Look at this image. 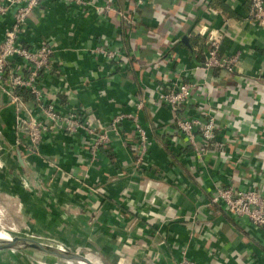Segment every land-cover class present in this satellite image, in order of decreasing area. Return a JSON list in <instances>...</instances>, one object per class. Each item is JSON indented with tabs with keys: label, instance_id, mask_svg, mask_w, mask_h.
<instances>
[{
	"label": "crops",
	"instance_id": "0c3cea01",
	"mask_svg": "<svg viewBox=\"0 0 264 264\" xmlns=\"http://www.w3.org/2000/svg\"><path fill=\"white\" fill-rule=\"evenodd\" d=\"M132 2L111 0L129 16ZM132 16L129 24L114 12L51 0L29 15L22 43L53 49L39 75L47 99L59 112L75 105L106 127L114 113L144 98L140 119L149 154L148 166L134 165L136 136L128 121L93 157L81 134L45 133L38 155L22 143L19 169L32 176L17 193L22 215L49 233L65 227L85 243L70 246L109 255L110 264H179L182 249L195 264H264V229L208 201L213 184L264 194V29L247 19V0H148ZM8 25L9 17H0V40ZM196 25L219 36L220 53H238L231 72L201 69L206 35ZM105 40L123 61L94 58L90 50ZM179 79L195 85L175 116L201 111L214 120L216 145L200 158L156 98L158 88L166 91ZM3 89L0 127H14L17 116Z\"/></svg>",
	"mask_w": 264,
	"mask_h": 264
},
{
	"label": "built area",
	"instance_id": "2783aa9c",
	"mask_svg": "<svg viewBox=\"0 0 264 264\" xmlns=\"http://www.w3.org/2000/svg\"><path fill=\"white\" fill-rule=\"evenodd\" d=\"M42 1L44 0H0V17H9V25L4 29L0 40V85L4 87L3 90L8 94L10 102L14 104L15 112H20L16 122L25 124L26 141L35 147L40 144L45 133L81 134L88 138L89 152L93 157L98 148L108 145L112 138L120 136L122 122L128 121L136 136L134 146L131 148L133 163L140 170L142 166H148L145 157L149 154V142L146 128L140 119L144 98L135 100L129 110L114 113L106 127H97V122L89 119L88 114L75 105L69 106L64 112H59L53 102L47 99L39 86V75L49 68L50 57L53 54L52 46L45 42L37 46H26L19 38V34L26 28L29 15ZM51 1H59L82 9L92 6L95 13L114 12L131 24L134 19L132 15L148 0H133L131 16L129 13L116 10L111 0H106L101 5H95L91 0ZM247 5L249 22L264 29V0H247ZM196 29L198 34L206 35L205 26L196 25ZM205 44L201 69L218 68L231 72L238 60V53H220L219 36H212L210 33L206 35ZM90 51L94 58L100 57L106 62L124 60L120 51L110 46L106 40L94 45ZM194 85L192 81L179 79L166 91L158 88L156 98L168 107L176 131L185 138V143L190 147L192 154L200 158L211 146L216 145L213 117L208 112L201 111L186 117L175 116L181 104L190 99ZM15 87L26 90L32 99L21 101L13 92ZM19 107L23 109L19 110ZM208 201L210 204H220L233 216L264 229V194L260 191L244 186L213 184ZM182 250L179 264H195L184 256V249Z\"/></svg>",
	"mask_w": 264,
	"mask_h": 264
},
{
	"label": "rangeland",
	"instance_id": "374dc122",
	"mask_svg": "<svg viewBox=\"0 0 264 264\" xmlns=\"http://www.w3.org/2000/svg\"><path fill=\"white\" fill-rule=\"evenodd\" d=\"M11 104L14 106L13 103ZM18 109L21 110L23 107H19ZM15 113L17 117L15 119L14 127L6 125L4 127H0V227L10 232L13 236H34L47 243H63L69 246L76 244L79 246L83 242L80 238L70 236L65 227L60 229L63 230L61 232L49 233L45 228L36 224L34 232L33 229L35 227L31 226V224H33V220L29 216L22 215L18 204L20 202L18 201L19 196L17 198V193L20 191V185L24 183L23 181L30 182V180H32V176H30L29 172H31V170L29 168L25 167L24 170L19 169L20 164L16 158V150H20L19 147L22 143H24V149L27 150V153L32 152L35 155H38L39 148L38 146H30L29 141H26L27 138H24L25 141L21 138L23 135L20 134L21 131L19 130V125L16 122L20 112L17 111ZM20 152V157L23 158L24 155L22 151ZM30 231H32V233H29ZM36 232H38V235L40 236H36ZM95 242L99 241L96 240ZM94 247L96 250H102L103 252V249H100L99 244L94 245ZM91 251L92 250L88 247H81V249L78 248V252L91 257L97 262H100L103 258L105 259V257H110L106 254L102 256ZM39 258H44V256L35 254L34 252L28 250H0V264H40ZM109 259L112 261L113 258ZM105 261L107 262H103L104 264H110L109 260L105 259Z\"/></svg>",
	"mask_w": 264,
	"mask_h": 264
},
{
	"label": "water",
	"instance_id": "95a60500",
	"mask_svg": "<svg viewBox=\"0 0 264 264\" xmlns=\"http://www.w3.org/2000/svg\"><path fill=\"white\" fill-rule=\"evenodd\" d=\"M181 42L187 45L185 35H182L180 38ZM19 130L26 132V126L24 123H18ZM16 158L20 165H23L22 159L20 157L19 150H16ZM2 249H15V250H23V251H31L35 254H39L41 256L52 255L57 257H76L83 261L86 264H101L100 262L95 261L91 257L78 252V248L69 246L67 244L61 243H47L43 242L37 237L34 236H12L11 240L5 242L0 245V250Z\"/></svg>",
	"mask_w": 264,
	"mask_h": 264
},
{
	"label": "bare ground",
	"instance_id": "6f19581e",
	"mask_svg": "<svg viewBox=\"0 0 264 264\" xmlns=\"http://www.w3.org/2000/svg\"><path fill=\"white\" fill-rule=\"evenodd\" d=\"M23 227H25V226H23ZM12 236L13 235L10 232H8V231L4 230L2 227H0V245L4 244L5 242L10 241ZM39 263L40 264H86L76 257L61 258V257H57V256H52V255H45L44 258H39Z\"/></svg>",
	"mask_w": 264,
	"mask_h": 264
},
{
	"label": "trees",
	"instance_id": "16d2710c",
	"mask_svg": "<svg viewBox=\"0 0 264 264\" xmlns=\"http://www.w3.org/2000/svg\"><path fill=\"white\" fill-rule=\"evenodd\" d=\"M13 92L15 94H17L19 96L20 100L23 101V102H25V101H27L29 99H32V97L30 96V94L26 90H24L22 88L15 87L13 89Z\"/></svg>",
	"mask_w": 264,
	"mask_h": 264
}]
</instances>
